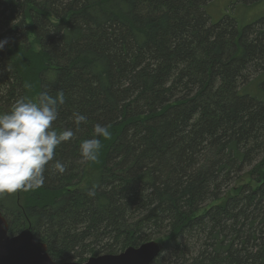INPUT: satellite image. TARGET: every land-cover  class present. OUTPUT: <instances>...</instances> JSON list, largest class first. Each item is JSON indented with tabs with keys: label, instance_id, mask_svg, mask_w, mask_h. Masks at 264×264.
I'll list each match as a JSON object with an SVG mask.
<instances>
[{
	"label": "trees",
	"instance_id": "16d2710c",
	"mask_svg": "<svg viewBox=\"0 0 264 264\" xmlns=\"http://www.w3.org/2000/svg\"><path fill=\"white\" fill-rule=\"evenodd\" d=\"M211 1L0 0V114L63 92L53 130L74 132L42 187L0 196L9 234L57 262L155 239V264H264V16L213 22Z\"/></svg>",
	"mask_w": 264,
	"mask_h": 264
},
{
	"label": "clouds",
	"instance_id": "9594fccd",
	"mask_svg": "<svg viewBox=\"0 0 264 264\" xmlns=\"http://www.w3.org/2000/svg\"><path fill=\"white\" fill-rule=\"evenodd\" d=\"M7 41H0L3 48ZM64 103L63 92L56 98L41 93L35 101L20 98L9 111L0 114V196L39 189L45 182L44 171L54 158L57 146L74 138V132L53 130L57 119V103ZM74 122L79 129L86 122L84 115L74 113ZM95 136L80 144V154L84 162L97 159L101 142L96 137H110L106 127L97 124ZM54 171L63 174L66 166L57 161ZM94 196V189L88 192Z\"/></svg>",
	"mask_w": 264,
	"mask_h": 264
},
{
	"label": "water",
	"instance_id": "95a60500",
	"mask_svg": "<svg viewBox=\"0 0 264 264\" xmlns=\"http://www.w3.org/2000/svg\"><path fill=\"white\" fill-rule=\"evenodd\" d=\"M162 245L156 240L137 247L129 246L119 253H103L85 261L56 262L44 242L36 240L30 227L9 234L8 223L0 211V264H150L159 256Z\"/></svg>",
	"mask_w": 264,
	"mask_h": 264
},
{
	"label": "rangeland",
	"instance_id": "374dc122",
	"mask_svg": "<svg viewBox=\"0 0 264 264\" xmlns=\"http://www.w3.org/2000/svg\"><path fill=\"white\" fill-rule=\"evenodd\" d=\"M212 0L209 4L206 5V12L209 15L211 21L217 22L225 15H229L233 17L238 26H243L256 20L262 16H264V0ZM31 47L32 50L40 54L39 46L33 39V36L30 35ZM35 100V96L33 97V101ZM249 168H247L248 170ZM243 182V181H242ZM241 183L240 181L237 182ZM232 192L231 189L226 191V194ZM218 203V200L209 202L205 205L207 208L209 205H215ZM203 210H200L199 213H203ZM71 261V260H66ZM62 262V261H58Z\"/></svg>",
	"mask_w": 264,
	"mask_h": 264
},
{
	"label": "flooded vegetation",
	"instance_id": "af4514ba",
	"mask_svg": "<svg viewBox=\"0 0 264 264\" xmlns=\"http://www.w3.org/2000/svg\"><path fill=\"white\" fill-rule=\"evenodd\" d=\"M151 240H155V239H151ZM146 241H150V240H146ZM146 241H143V242H141L140 244H142V243H144V242H146ZM156 241H158V240H156ZM158 242L161 243V245H162V250H161L159 256L156 257V258H155L150 264H155L156 260H157L158 258H160V257L164 254V251H165L164 245H163V243H162L161 241H158ZM140 244H138V245H129V246L137 247V246H139ZM129 246H127V247H129ZM125 248H126V247H125ZM125 248H124V249H125ZM124 249H122L121 251H123ZM121 251H119V252H121ZM119 252H117V253H119ZM104 253H106V252H104ZM99 254H103V253H98V254H91V255H88L87 257H85V260H86L88 257H90V256H95V255H99ZM85 260H82V261H85ZM82 261H80V262H82ZM56 262H57V261H56Z\"/></svg>",
	"mask_w": 264,
	"mask_h": 264
},
{
	"label": "bare ground",
	"instance_id": "6f19581e",
	"mask_svg": "<svg viewBox=\"0 0 264 264\" xmlns=\"http://www.w3.org/2000/svg\"><path fill=\"white\" fill-rule=\"evenodd\" d=\"M106 143V142H105ZM19 219V218H18ZM146 241V240H145Z\"/></svg>",
	"mask_w": 264,
	"mask_h": 264
}]
</instances>
